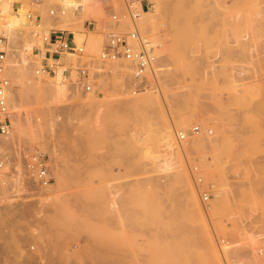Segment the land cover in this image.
<instances>
[{
  "label": "rangeland",
  "instance_id": "1",
  "mask_svg": "<svg viewBox=\"0 0 264 264\" xmlns=\"http://www.w3.org/2000/svg\"><path fill=\"white\" fill-rule=\"evenodd\" d=\"M29 1L33 2H8L11 10L24 6L31 16L30 25L23 27L13 46L16 52H22L27 42L40 45L36 50L43 47L33 28L40 29L41 36L58 30L54 19L62 9L54 17L50 13L55 5L43 14L30 7ZM139 1L138 26L143 23L151 29L144 36L154 47L153 69L146 73L141 91L156 93L149 100L154 104L146 102L137 112L121 110L117 103L124 96L119 84L92 68L97 73L92 81L94 92L102 95L88 111L80 109L79 99H68L60 107L45 91L40 94V105L34 93H30L32 104L28 95L30 107L36 110L33 120L40 118L43 123L30 127L20 116L14 130L17 143L4 153L7 158L0 156V264L26 260L27 250L77 247L113 248V264H264V0H148L149 9ZM93 7L92 24L87 21L83 26L79 21L80 27L92 25L107 37L114 28L125 33L131 30L123 25L127 19L118 26L111 21L113 13H122L125 0H95ZM38 16L42 23L36 26ZM33 56L34 52L27 57L41 65L42 59ZM125 75L130 84L132 78ZM86 94V98L92 95ZM177 116L191 126L186 140L193 137L196 145V154L190 163H180L181 169L187 170L203 200L204 194L210 196L204 205L214 199L213 192L223 195L219 208L210 214L194 208L185 194L186 183L174 184L167 194L145 183L156 179L152 157L165 151L163 131L179 124ZM94 119H100L99 123ZM197 128L199 138L192 131ZM181 131L178 127L176 135ZM135 134L144 139L139 145L142 150L126 148ZM39 161L45 163L46 175L55 163L62 168L63 180L54 181L49 193L29 182L40 173ZM16 175L20 186L12 188ZM116 192L120 208L106 213L108 198ZM58 197L65 203L59 199L62 202L54 204L58 208L45 206L44 218L23 213L27 202ZM250 236L256 239V254L244 239Z\"/></svg>",
  "mask_w": 264,
  "mask_h": 264
},
{
  "label": "bare ground",
  "instance_id": "2",
  "mask_svg": "<svg viewBox=\"0 0 264 264\" xmlns=\"http://www.w3.org/2000/svg\"><path fill=\"white\" fill-rule=\"evenodd\" d=\"M9 1L10 0H0V35L4 36L7 39V41H8L7 46L9 44L8 47L7 46L5 47V45L0 46V49L1 48H3L2 50L9 49V52L12 49V52H10V53L8 52L9 56H8V59L6 60L8 63V65L6 64V73L8 74L7 78L11 79L12 88H11V86L8 88V90L6 92V98L8 100V105L10 108V120H11L13 132L10 131V133L7 136H0V156H1V158H2V154H4L6 151L9 150L8 148H10L14 143H17V137L14 135V130L18 127V124L20 123V118H19L20 116H21V118L24 119V121H27V123L30 127H40L43 123L42 119L40 120V118L37 121L33 120V118H35L33 116L36 113V110L32 109L33 108L32 106L30 107V105L33 103V101H31V97H32L31 94H33V93L35 94L36 97L35 96L34 97L36 99L33 97V100L34 99L37 100V103L36 102H34V103L38 104L39 103L38 100L41 99L40 94L42 93L41 95H43L42 91H45L46 93H48L50 100L53 99L55 101L56 105H58L60 107L65 106L64 102L68 99H70V100L79 99V100H81V102L78 101V103L77 102L76 103L78 105L79 104L81 105V106H79L80 109L84 108V110H85V108H86V111H88L87 107H89L91 105L93 106L94 103L96 104V102L98 101V99H97L98 97L101 98L102 94H100V93H102V92H94V93H92V95L87 96V98L85 96L86 93L82 92L83 88L78 83L79 76H78V72H77V66H78V63L80 62V60L87 62L89 64V67L92 68L91 70L96 69L97 72L99 71V74H98L99 76L103 75V74L104 75L107 74L108 76H110V78L113 77L115 82H117L119 84V90H118V88H117V90L119 91V93H121L124 96V97H120L122 99L119 98L120 100L117 103L118 106H120L119 108H121V110H124V111L126 109H127V111L128 110L129 111L130 110H136V112H137V110L140 109L139 107L143 106V104L146 102H147V104H149L150 102L152 104H154L153 102H155V101L152 102V100L151 101H149V100L152 99V95L156 94V93H153V94H152V92L150 93L149 87L146 88V89H149L148 93H146L147 90L144 92H142L141 90H140L141 92L136 91V89H135L136 79L134 77L133 67L131 66L130 63H126V61H123V60L105 61L102 59V53H103V50L106 46V44H105L106 37H107L105 35L106 32L105 31L100 32L97 30L98 28L95 29L92 25L89 27H88V25H86L85 27H80V25L82 23L79 21L83 22V26H84V23L85 24L87 23V21L91 22V24H92L91 18L94 15L93 14L94 12L92 13V11L94 10L93 5H94L95 0H42L40 3H35L34 1L33 2L29 1L30 7L36 9V11L37 10L40 11L43 14H45V12H46L45 10L47 8H49V6L58 5L62 9V11H61L60 15L56 19H54V25H53L54 28L58 29L60 31L72 33L74 35V42L77 44V46L79 48H83V55H80L76 52H63L61 55V58L58 61H56L57 65H58V69H57V72L55 75H49V74L41 73L39 71L41 65H37V63H33V61L31 62L30 58L27 57L29 54H33V52H34L33 57L41 58V59L46 58L48 51H47V48L44 47L43 40H44V37H47L50 35V33H51L50 31H47V32H45V34L43 36H40L39 44L43 42L41 44V45H43V47H41V49H39V50L35 49V46H38L36 44V42L35 43L34 42L33 43L27 42L24 44L22 52H21V49L17 52L13 51V48H14L13 46L18 43L20 36H21L20 32L23 31L22 30L23 27L27 28L30 25L31 16L28 15V13H26L24 11V9H23L24 6L21 9H19V11L17 10L16 12L13 9L11 10L10 6L8 5ZM98 6H99V4H98ZM137 7L142 9L141 6L137 5ZM104 10H105V8H104ZM14 12L17 15L13 14ZM106 14H107V12H106ZM96 15H98V13ZM141 16L142 15L140 13V17ZM107 17H108V14H107ZM97 18H99V17H97ZM138 20L140 21V19H138ZM139 21H138V23H139ZM77 23H80V25ZM123 23H124L123 25H127L128 27L131 28L130 20L127 19ZM139 24H141V23H139ZM102 25H103V22H102ZM138 28H139L140 33L143 36H144V34L146 36L147 35L146 33H148V32L150 33V31H151L150 28H144L143 23H142L141 28L139 26H138ZM149 29H150V31H149ZM117 30H119V29H117ZM104 32H105V34H104ZM147 40L149 41V39H147ZM242 41H245V40H242ZM130 42L135 44V42L133 40H130ZM238 46H239V44H238ZM200 52H201V50L200 51L198 50V53H200ZM196 53H197V51H196ZM15 55H16V57H19L18 60H15L16 57L13 58ZM202 59H204V58H202ZM52 61L53 60L50 59V62H52ZM34 66L37 67L36 72L34 71ZM150 68L153 69L152 64H151ZM100 71H102V72L100 73ZM104 72H106V73H104ZM93 73L96 76L97 73L96 72H93ZM123 74H126L125 75L126 77L132 78L130 84H129L128 80L125 79ZM155 76H153V77H155ZM154 80H157V79L154 78ZM112 85L113 84H111V86ZM111 90H114V89H112V87H111ZM131 93H133V94H131ZM29 94H30L29 98H30L31 104L27 99ZM126 94L128 96H126ZM129 94L131 95V97ZM84 98H86V99H84ZM94 99L97 101L95 102ZM155 100L157 101V99H155ZM158 100H160V99H158ZM40 101L42 102V100H40ZM157 103L158 102H156V104ZM38 105H40V103ZM78 105H77V107H78ZM144 106H145V104H144ZM38 107H42V106H38ZM80 109H78V110L81 113ZM92 109L93 108L90 107L91 111H92ZM141 109H142V107H141ZM82 111H83V109H82ZM175 118H176V120H178L179 124L178 125L176 124L177 126L175 124H173L172 126L170 125L169 127L167 126L165 128V130L163 131V133H165V135H166V138L165 137H164L165 139L163 138L164 140H166L165 141L166 146H164V148H166L165 151L164 152L162 151L163 153L160 156L155 155L156 157H154V156L152 157L153 159H155V162L153 161L154 165L152 164L153 165L152 169L151 168L150 169L155 174L156 179H153V177L148 178L147 180H145L146 181L145 183L146 184H147V182L151 183L150 185L152 186V188H154V187L158 188L164 194H167L168 191L171 189V187L174 184L186 183V185L188 186V189L186 190L185 194L192 201L194 208H196V210L202 214H204V213L210 214V212L211 213L215 212L219 208V204H220V201L222 200L221 198L223 195H222V193L213 192L214 199L207 206L204 205L205 200L202 199V196H200V194L198 195L199 190L198 189L196 190L194 188V186L192 184V179H191L189 173L187 172V170L185 168L181 169L182 165H180V163H183V164H184V162H187V164L190 163L189 162L191 160L190 158H192L196 154V145H195V141H194L193 137L186 140L187 135H189V136L191 135V134H189L191 126H186L182 122H180L178 116ZM98 120H100V119H98ZM98 120H95V121H98ZM174 121H172V122H174ZM97 123H99V121ZM95 125H98V124H95ZM178 127H180L183 131H181L179 134L176 135ZM192 131L195 132V135H196L195 138H199L200 134L196 133V131L194 129ZM181 134L185 135L184 140L180 139ZM139 136L140 135H138V134L133 135L132 137L135 139L131 140V142L128 141L127 142L128 145H126V148L127 147H130L131 149L140 148L139 145H140V143H142L144 141V139L140 138ZM176 136H177V138H176ZM146 138L149 139L148 136ZM73 141H74V139H73ZM143 143H145V142H143ZM155 144H156V141H155ZM147 148H149V147L147 146ZM147 148H145V149H147ZM155 148L159 151V149L157 147H155ZM145 149L143 151H146V154H147L148 149L147 150H145ZM162 149H163V146H162ZM130 151L133 152L132 150H130ZM4 155H6V154H4ZM7 157H8V155H6V158ZM0 165H1V162H0ZM60 169H62V168H60L55 163L53 169L51 170L52 173L46 175V179L44 181L41 182L40 179H43L44 177H40V173H38L37 176H35L36 178L34 176H31V178H29V180H30L29 182L37 190L43 188L44 190L47 191V193H49L51 190H54V188H55L54 181L59 183L63 180ZM0 173H1V171H0ZM13 178H14L15 184L13 185L12 188L19 187L20 181H19V178L17 177V175L13 176ZM145 187H146V190L151 189V188H147V186H145ZM59 199H60V197H58L56 199L50 198V199H48V201L40 200V202H38V203L27 202L26 203L27 208H26V210L24 209L23 213L26 212V215H28L29 212L30 213L32 212L33 217H36V214L38 216H40V214H41V218H44L42 216V214L44 213V207L47 205H49L51 207V205L57 204L58 203L57 201ZM109 199H111V200L106 207L107 210L106 209L105 210L107 211L106 213L114 214V212L118 208H120L119 192L114 193L112 195V198L109 197L108 200ZM60 200H62V198ZM60 200H59V202L63 201V200L62 201H60ZM64 203H61V204H64ZM17 204H19V203H17ZM32 204H36L37 208H34V206ZM68 205H70V204H68ZM49 206H47V207H49ZM56 207L58 208V205H56V206L54 205V208H56ZM45 211H46V208H45ZM72 213H73V211H72ZM116 215H117V213H116ZM24 216L25 215H23V217ZM30 216H32V215H30ZM28 217H29V215H28ZM109 217H110V215H109ZM39 219H40V217H39ZM252 238H253V236H250V238H248V239L247 238H244V239H246L247 241L249 240L250 245H248V247L251 246L252 250L254 251V252L252 251L253 252L252 254H254V253L256 254L258 252L257 251L258 249L256 248V243L254 241L256 239L255 238L252 239ZM241 240H243V239H241ZM246 240L244 242H247ZM221 246L219 245L220 250L222 249ZM108 249L109 248H104V249L98 248V249L92 250V249H86L83 247H77V248H71V249L68 248V249H64V250H56V249L51 250V251L48 250L49 252L45 251V249H43V251L35 250L33 252H30L32 250H29V251L27 250V252H25L26 257H24L26 260H24V259H23V261L17 260V261H21V262L16 263V264H113V262H115V261L112 262V260L115 259V258H113L115 251L112 250L113 248L110 250H108ZM21 258H22V256H21ZM1 264H4V263H1ZM5 264H10V261H9V263H5ZM13 264H15V263H13Z\"/></svg>",
  "mask_w": 264,
  "mask_h": 264
},
{
  "label": "built area",
  "instance_id": "3",
  "mask_svg": "<svg viewBox=\"0 0 264 264\" xmlns=\"http://www.w3.org/2000/svg\"><path fill=\"white\" fill-rule=\"evenodd\" d=\"M35 3H40L42 0H33ZM139 0H125V8L122 13H113L112 22L116 26L121 23L122 19H128L131 22V30L129 33L121 32L114 28L108 33L107 43L102 53V59L105 61L123 60L129 62L134 70V77L136 79L135 89L140 91L145 89L146 79L144 78L148 72L154 53V47L151 42L143 36L138 28L137 20L140 18V10L137 7ZM140 4L144 9H149L148 0H140ZM59 12V6L55 5L51 10V15L56 16ZM42 23V18L39 16L35 18L34 24L37 26ZM34 36L36 38L41 36L40 29L33 28ZM67 33V34H66ZM133 40L135 44L131 43ZM44 46L47 48V56L42 59L40 72L49 75H55L58 69L57 62L63 52H76L83 55V48H79L74 42V35L70 32L52 30L50 35L44 37ZM3 43V44H2ZM7 46V39L0 35V46ZM8 50V49H7ZM7 50L0 49V136H7L11 131L10 108L6 98V92L10 87V81L6 76V60L8 58ZM12 52V51H10ZM49 58V59H48ZM50 59L53 60L50 62ZM79 76L78 83L86 93H93L94 87L92 81L94 76H91L89 64L80 60L77 66ZM197 128L195 131H198ZM180 139L184 140L185 135L181 134ZM40 177H45L47 169L45 163L39 161ZM194 171H198L195 169ZM199 183H202L199 180ZM204 200L207 202L209 195L204 194Z\"/></svg>",
  "mask_w": 264,
  "mask_h": 264
}]
</instances>
